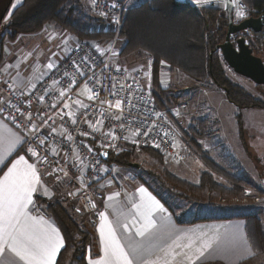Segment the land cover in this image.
<instances>
[{"label":"built area","instance_id":"1","mask_svg":"<svg viewBox=\"0 0 264 264\" xmlns=\"http://www.w3.org/2000/svg\"><path fill=\"white\" fill-rule=\"evenodd\" d=\"M242 5L247 17L255 12ZM89 9L104 28L114 31L115 40L120 37L125 1L89 0ZM111 49L102 53L79 39L31 86H15L0 71V116L22 134V153L35 164L56 198H76L81 211L92 214L94 221L105 197L103 179L112 175L120 192L133 180L129 173L115 176L106 171L100 150L118 154L132 146L154 147L174 161L185 156L176 147L173 125L145 86L151 68L141 71L113 65ZM118 99L121 109L109 106ZM29 148L38 155L33 156ZM243 193L246 197L254 192L245 188ZM35 211L47 216L37 204Z\"/></svg>","mask_w":264,"mask_h":264},{"label":"rangeland","instance_id":"2","mask_svg":"<svg viewBox=\"0 0 264 264\" xmlns=\"http://www.w3.org/2000/svg\"><path fill=\"white\" fill-rule=\"evenodd\" d=\"M121 1H125L126 10L127 7L136 5L144 0ZM182 1H187L198 8L212 6L226 11L225 6L217 4L215 0H209L207 3H201L199 0ZM64 9L70 10L68 16L74 23L88 26L89 31H111L112 34L110 36L85 40L92 43L102 53L112 48L111 63L113 60L116 61L120 58V50L124 43L123 37L120 35L115 40L114 31L111 28H104V23L92 15L89 9V0H69L64 5ZM234 13L235 7L233 6V18ZM9 15L1 25H5L8 22ZM55 30L57 29L55 28ZM60 30L64 31L63 29ZM261 32L264 33V28ZM240 33L245 35L247 42L250 40L254 41V35L251 31L246 30ZM239 35L238 33L233 35L232 40ZM74 36L76 39H74L75 44L80 38L76 35ZM7 41L9 40H5L3 43V58L0 64L6 59L4 47ZM30 42H22L25 49L32 46ZM61 46L57 42H53L50 47H44V50L40 51L38 59L32 58L30 61L26 59V62L23 63L25 64L24 67H21V69L24 68V74L33 73L36 68L33 66H36L34 64L38 60L41 64L49 62L53 66L54 61L52 59L59 54ZM255 49L259 52L264 62L263 47L258 45L255 46ZM137 51H140L144 56V59L142 58L143 66L139 70L144 71L151 68V79L146 78L144 80L146 88L151 91L154 67L153 58L143 50ZM10 52L11 55L12 51ZM19 56L20 54L16 59ZM63 58H58L56 63L60 62ZM147 64H150L151 67H147L149 66ZM224 68L227 75L235 83H238L251 94L264 100V89L262 87H258L250 79L236 74L230 67L225 65ZM41 70L36 72L34 78L28 81L30 83L27 84L28 86L35 84L44 76L46 72L41 74ZM0 71L6 77H10L1 65ZM163 75H166L165 70H163ZM162 78L165 84L164 88L170 91L168 95L171 96V102L166 108L160 109H162L166 118L172 122L171 124L174 125L173 127L177 133L175 144L177 149L184 150V159L174 161L165 157L157 148L132 146L125 150L131 153L128 165H117L113 162H106L107 159L105 160V164L110 169H113V173H129L133 177V180L141 182L157 192L162 202L174 212L177 220L188 222L195 218L206 217L213 219L214 216L224 218L223 216L232 217L251 212L259 217L264 230V109L236 106L227 100L224 90L217 87L213 82H199L178 70L173 71L170 77L171 80L163 76ZM184 85H186L185 88L183 87ZM158 98H156V101H158ZM188 125H193L195 129H201L204 133V137L198 140L202 153L208 155L220 168L245 179L251 185L244 187L236 195L222 194L219 191L215 192L208 189L207 186L201 188L204 171L209 172L212 178L219 184H223L225 181L222 176L211 170L199 156L194 155V150L184 148L183 140L180 139V135L182 136L181 128L186 131ZM130 162L136 165H130ZM108 167H106V171L109 170ZM183 182L188 183L191 187H196L197 190H191L189 186L182 184ZM245 188L252 189L254 193L244 197L243 190ZM256 196L259 197L258 200H256ZM235 197H239L240 200L234 199ZM51 199L58 200L55 197ZM63 205L67 209L70 210L71 208L73 210L72 213L75 219H86L79 209L77 200H74L70 205H66L65 203ZM243 264H264V254L258 255L254 260L246 261Z\"/></svg>","mask_w":264,"mask_h":264},{"label":"trees","instance_id":"3","mask_svg":"<svg viewBox=\"0 0 264 264\" xmlns=\"http://www.w3.org/2000/svg\"><path fill=\"white\" fill-rule=\"evenodd\" d=\"M68 1L23 0L16 6L10 13L8 22L0 25V62L3 58L5 40L12 41L19 34L36 33L45 25L50 24L56 29L66 30L80 39H95L112 34L111 31H89L88 26L74 23L68 16L70 10L64 9ZM241 2L249 9L255 10L253 16L264 13V0H241ZM226 29L227 13L218 7L198 8L187 1L177 0H144L127 7L124 11L120 31L124 43L120 55L125 56L143 50L153 58L150 92L160 108H166L171 102V96L168 95L170 91L163 88L159 81L160 66L166 64L167 70L171 72L178 70L199 82H213L224 90L227 100L236 106L264 109L262 98L235 83L225 71L224 66L228 65L220 50H216L215 47L224 40ZM253 35L254 41L250 40L248 43L253 53L260 56L255 46L259 45L264 49V33H253ZM256 86L264 89L263 85L256 84ZM157 97H159L158 101H156ZM181 130L182 136L179 135L183 145L187 146L185 148L194 150V155L199 156L211 170L224 178L225 182L219 184L209 172L204 171L201 188L207 186L215 192L236 195L244 187L251 185L245 179L220 168L208 155L200 151L202 148L198 140L204 137L201 129L188 125L186 131L182 128ZM130 156L129 151L110 153L106 162L128 165ZM182 184H186L191 190H197L188 183ZM35 201L55 220L64 239V246L59 251L55 264H88L87 256L95 244L94 218L75 219L73 210L63 205V203L66 205L72 203L67 197L58 200L36 197ZM232 217L245 220L247 238L254 255L264 254V230L259 217L251 212ZM207 219L209 218H195L190 222ZM178 222L187 223L180 220Z\"/></svg>","mask_w":264,"mask_h":264},{"label":"crops","instance_id":"4","mask_svg":"<svg viewBox=\"0 0 264 264\" xmlns=\"http://www.w3.org/2000/svg\"><path fill=\"white\" fill-rule=\"evenodd\" d=\"M22 1L23 0H0V25L8 17L10 12L16 6L21 4ZM74 39L75 36L72 33L66 30H55L54 26L50 24L44 26V28L36 34H19L14 41H7L5 44L4 51L6 59L3 60L4 62L0 65L10 75L9 79L13 85L19 87L26 86L27 84H30L28 81L34 78L36 72L40 71V69H42L41 74H44L49 69V67H46L49 65V62H44L41 64L38 60V62L34 64L36 66H33L36 67L33 73L29 72L28 74H24V68L21 69V67H24L25 64L23 63L26 62V59H28V61L32 60V58L38 59L39 53L41 50H44V47H50L53 42H57L59 46H62L60 48L59 54L52 59V61H54L53 63L55 64L58 61V58L61 59L65 57L69 48L74 45ZM25 41H31L30 43L32 46H29L27 49H25L22 45V42ZM10 51H12L11 55ZM19 54L20 56L16 59ZM143 57L144 56L140 53V51H134L128 55L120 56V58H118L116 61L113 60L112 64L130 70L139 69L143 66ZM160 67L161 71L159 73V81L160 85L164 88L165 84L163 83L162 76L169 80L173 72L167 70L166 64H161ZM163 70H165L166 75H163ZM167 74L170 75V77H168ZM185 86L186 85L183 87L185 88ZM10 133H15L17 136H19L21 138V142L15 146L11 153L6 151V144L0 145V152H2L5 156L4 160L0 162V178L3 177L4 173L7 172L12 163L18 160L20 156H24L25 160L28 161L29 164H33V162H31L22 153L21 147L23 141L20 131L14 128L9 122L0 116V135L8 137ZM180 151L184 153V150ZM106 167L108 166L106 165ZM36 170L40 177L41 184L37 185V191L33 194V203L29 206V212L32 216L43 217L49 223L54 225L59 230L60 236L63 239L62 233L55 220L49 215L45 217L35 211V205L37 203L35 201L36 197L45 199L55 197L54 190L40 176L37 167ZM109 170L111 174L115 176L120 175L113 173V169L109 168ZM111 176L112 175L106 177L100 183V185L105 190V197L104 200L99 203V209L96 213L97 219L94 221L95 244L94 247L90 249L87 256L88 264L89 257H91L93 261H96L101 259L104 255L102 251L100 233L98 231L99 226L102 223L99 215L101 212L107 214L108 220L111 221L115 227L117 237L121 244L125 245L126 251L128 250L127 244L129 243V239L138 244L151 247V251L140 259L135 260L134 264H243L246 261H252L257 257L254 255L253 248L247 238L245 220L243 218L228 216H223L224 218H221V216H214L213 219L179 223L176 216L174 215V212L162 202V199L157 194V192L152 190L149 186L141 182H137L136 180H131L127 182L123 192H120L117 190L115 179L111 178ZM42 186L49 190L50 195L43 193ZM140 188L146 189L147 192L155 197V199L159 201L163 208L166 209L165 212L157 211L154 213L157 226L155 229H152L153 235L147 238L135 236V228H133L130 232H125L120 227V224L124 222L131 223L132 217L130 214L135 212L133 204L140 203L141 194L138 191ZM116 193H119V195L115 196ZM109 196H114V199L109 201ZM74 200H76V198L69 201L73 202ZM82 213L83 216L88 219L93 218L92 214L84 213L83 211ZM118 221L119 223H117ZM138 226L139 224H137V227ZM230 240H234L238 248L235 254L232 252L221 251V249ZM245 241L247 242V245H245ZM205 245H210V247H205ZM63 246L58 249L55 262L59 251L63 248ZM201 249L204 251V255L197 258V250ZM247 249H250V251ZM0 264H24V262L19 260V258L13 253L6 250L3 255H0Z\"/></svg>","mask_w":264,"mask_h":264},{"label":"snow or ice","instance_id":"5","mask_svg":"<svg viewBox=\"0 0 264 264\" xmlns=\"http://www.w3.org/2000/svg\"><path fill=\"white\" fill-rule=\"evenodd\" d=\"M199 2L207 3V0H199ZM228 4H232L231 0ZM238 14L242 15L243 13L238 12ZM48 67L51 68L52 65L49 64ZM61 95L64 93L61 92ZM88 99H93V97L89 95ZM76 103L79 104L80 101ZM109 106L121 109L122 101L118 99L114 105L110 104ZM67 107L69 105H65V108ZM72 115L69 113L70 117ZM72 122L76 123L75 119ZM98 123L102 122L98 121ZM113 138L115 139L114 135ZM68 139L71 140L72 137L69 136ZM20 142L21 138L15 133H10L8 137L0 135V145L6 144L8 153H11ZM29 151L33 156L38 155L33 148H29ZM4 158V154L0 152V162ZM40 184V177L35 165L29 164L24 156H20L12 163L0 178V255H3L6 250L10 251L24 264H54L57 251L63 246L59 230L43 217L32 216L29 212V206L33 203V194L37 191V185ZM42 188L44 194L50 195L46 187L42 186ZM138 191L141 194L140 203L133 204L135 212L130 214L131 223L124 222L120 224V227L125 232H130L135 228V236L147 238L153 235L152 229L157 226L154 213L165 212L166 209L146 189L140 188ZM118 195L119 193L115 194V196ZM113 199L114 196L108 197L109 201ZM92 207H95V204H92ZM99 215L102 223L98 231L104 255L96 261L89 257V264H134L135 260L151 251L150 246L138 244L131 239H129L126 251L125 245L121 244L118 239L116 229L108 220L107 214L101 212ZM137 224H139L138 227ZM245 245H247L246 241ZM205 247H210V245H205ZM237 250L234 240L228 241L221 249L223 252H232L233 254ZM247 250L250 251V249ZM197 252V258L204 255L202 249Z\"/></svg>","mask_w":264,"mask_h":264},{"label":"water","instance_id":"6","mask_svg":"<svg viewBox=\"0 0 264 264\" xmlns=\"http://www.w3.org/2000/svg\"><path fill=\"white\" fill-rule=\"evenodd\" d=\"M227 29L224 40L216 45L215 49L220 50L227 65L238 75L250 79L253 83L264 86V62L262 58L253 53L252 48L246 40L245 35H239L234 40L231 36L240 31H251L259 33L264 28V13L257 16H249L240 23H234L233 5L228 4ZM103 160L108 159L109 151L100 150ZM130 165H136L130 162Z\"/></svg>","mask_w":264,"mask_h":264},{"label":"clouds","instance_id":"7","mask_svg":"<svg viewBox=\"0 0 264 264\" xmlns=\"http://www.w3.org/2000/svg\"><path fill=\"white\" fill-rule=\"evenodd\" d=\"M209 2V0H207ZM215 2L221 6H226L229 3V0H215ZM232 5L235 7L234 13V23H240L242 20L247 18L245 7L242 5L241 0H231ZM203 3V2H202ZM238 12H242L243 14L240 15Z\"/></svg>","mask_w":264,"mask_h":264},{"label":"bare ground","instance_id":"8","mask_svg":"<svg viewBox=\"0 0 264 264\" xmlns=\"http://www.w3.org/2000/svg\"><path fill=\"white\" fill-rule=\"evenodd\" d=\"M248 8V7H247ZM250 16H252V15H250ZM240 32H242V31H240ZM240 32H238V34L240 33ZM252 33H254V32H252ZM236 35V34H235ZM233 36V35H232ZM232 36H231V38H232Z\"/></svg>","mask_w":264,"mask_h":264},{"label":"flooded vegetation","instance_id":"9","mask_svg":"<svg viewBox=\"0 0 264 264\" xmlns=\"http://www.w3.org/2000/svg\"><path fill=\"white\" fill-rule=\"evenodd\" d=\"M240 35H242L241 33H239Z\"/></svg>","mask_w":264,"mask_h":264}]
</instances>
